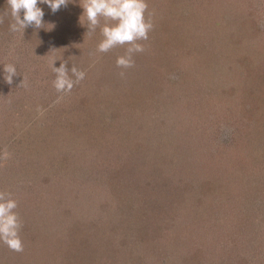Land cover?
I'll use <instances>...</instances> for the list:
<instances>
[{
	"label": "rangeland",
	"instance_id": "obj_1",
	"mask_svg": "<svg viewBox=\"0 0 264 264\" xmlns=\"http://www.w3.org/2000/svg\"><path fill=\"white\" fill-rule=\"evenodd\" d=\"M81 3L13 33L0 0V191L24 244L0 264H264V0H147L128 69ZM53 60L85 79L57 92Z\"/></svg>",
	"mask_w": 264,
	"mask_h": 264
},
{
	"label": "clouds",
	"instance_id": "obj_2",
	"mask_svg": "<svg viewBox=\"0 0 264 264\" xmlns=\"http://www.w3.org/2000/svg\"><path fill=\"white\" fill-rule=\"evenodd\" d=\"M68 3L69 0H7L13 21L9 25V30L16 33L24 32L29 26L42 28L44 11L38 6L39 4H47L55 13L62 6L66 7ZM81 7L84 10L82 17L87 18L86 35H92L100 27L103 39L97 45L96 51L107 53L114 48L126 46L125 54L117 58L116 66L123 69L134 67V54L145 51V46L140 41H147L149 32L154 27L150 14L146 16L147 0H83ZM22 11L23 19H21ZM101 19L105 21L102 27ZM109 21L114 23H108ZM3 22V17H0V24ZM55 61L53 60L50 65L56 76L53 86L57 92L68 94L75 85L85 79L86 72L73 65L71 74L75 79H72L66 62L60 67H55ZM4 73V79L8 84H12L13 77L18 75L14 64H5ZM119 75L123 77L124 72H120ZM24 82L25 78L22 84ZM10 158L11 153L4 148L0 152V161H7ZM17 208L18 201L12 198V194L0 191V242L11 251L19 253L24 251V244L20 237L23 222L16 211Z\"/></svg>",
	"mask_w": 264,
	"mask_h": 264
}]
</instances>
